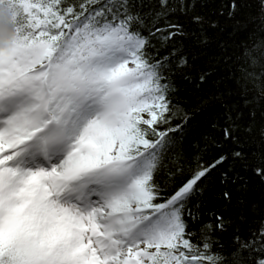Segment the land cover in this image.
Returning a JSON list of instances; mask_svg holds the SVG:
<instances>
[{"label": "snow or ice", "instance_id": "1", "mask_svg": "<svg viewBox=\"0 0 264 264\" xmlns=\"http://www.w3.org/2000/svg\"><path fill=\"white\" fill-rule=\"evenodd\" d=\"M213 2L0 0L13 27L0 39V264H264V219L204 220L197 199L217 171L237 182L256 113L227 110L183 167L177 81L220 30L198 10ZM227 19L248 33L224 53L231 78L264 113V0H229Z\"/></svg>", "mask_w": 264, "mask_h": 264}, {"label": "trees", "instance_id": "2", "mask_svg": "<svg viewBox=\"0 0 264 264\" xmlns=\"http://www.w3.org/2000/svg\"><path fill=\"white\" fill-rule=\"evenodd\" d=\"M228 3L229 0H214L206 8L198 9L203 14L218 19L220 30L214 34L211 45L195 58L189 79L177 81L178 91L175 99L188 109L191 117L185 139V146L189 149V160L183 163L185 175L191 171V144L209 133L219 138V132H213L212 125L222 124L227 110L231 109L233 114L242 113V122L245 124L252 122L249 113H256L253 122L255 131L251 137H245L244 151L249 154V158L245 165H237L233 173L239 176L237 182L234 184L221 183V176L217 171L206 182L203 195L197 197L203 202L204 220L209 219L206 214L208 210L223 211L233 219L239 218L237 223L243 220L242 227H248L264 219V178L257 175L255 171L257 167H264L260 159L264 154V142L259 137L261 116L264 113L261 111L259 102L255 108L245 106L244 98L233 82L227 66L224 53L236 49L248 36L244 30L235 31L233 29V22L227 19ZM219 11H224L225 16H218ZM255 11V5H250L246 9V15H254ZM202 71L209 72V77L204 83L198 80ZM174 167L175 163L168 164L169 169ZM225 190L232 193V201L228 205L221 198V193ZM223 239L227 244L230 237L225 235Z\"/></svg>", "mask_w": 264, "mask_h": 264}, {"label": "clouds", "instance_id": "3", "mask_svg": "<svg viewBox=\"0 0 264 264\" xmlns=\"http://www.w3.org/2000/svg\"><path fill=\"white\" fill-rule=\"evenodd\" d=\"M13 31V27L8 23H0V39L10 36Z\"/></svg>", "mask_w": 264, "mask_h": 264}]
</instances>
